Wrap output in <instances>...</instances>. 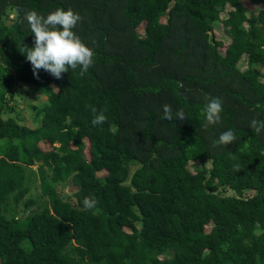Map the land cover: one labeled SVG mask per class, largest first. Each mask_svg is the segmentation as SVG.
I'll return each mask as SVG.
<instances>
[{
    "label": "trees",
    "instance_id": "1",
    "mask_svg": "<svg viewBox=\"0 0 264 264\" xmlns=\"http://www.w3.org/2000/svg\"><path fill=\"white\" fill-rule=\"evenodd\" d=\"M257 1L248 16L241 0H0V264H264V130L249 127L264 120ZM69 8L94 64L36 79L25 14ZM15 86L47 97L39 126L6 115ZM206 96L223 102L219 124L206 122ZM101 112L106 122L93 126ZM226 130L236 142L215 144ZM33 167L46 202L17 219ZM68 182L73 204L57 191Z\"/></svg>",
    "mask_w": 264,
    "mask_h": 264
},
{
    "label": "clouds",
    "instance_id": "2",
    "mask_svg": "<svg viewBox=\"0 0 264 264\" xmlns=\"http://www.w3.org/2000/svg\"><path fill=\"white\" fill-rule=\"evenodd\" d=\"M25 19L34 34V45L29 48L22 47L26 60L32 66L33 76L39 79L38 72L44 70L55 79H62V74L68 73L69 69L75 70L79 67V74L83 76L94 64V52L87 47L80 37L73 31L82 17L72 9H56L45 17L37 11H29ZM207 101L203 114L207 124L216 125L221 121V113L224 111L223 102L220 98L205 97ZM164 119L173 120L172 106H162ZM92 112L96 109L92 107ZM175 118L185 120L183 110H177ZM107 117L103 112L96 114L92 120L93 126L102 125ZM249 127L259 135L264 130V120L252 119ZM237 137L232 130L222 132L214 143L227 147L235 143ZM239 171V170H238ZM98 201L94 197H85L83 205L85 209L96 207Z\"/></svg>",
    "mask_w": 264,
    "mask_h": 264
},
{
    "label": "rangeland",
    "instance_id": "3",
    "mask_svg": "<svg viewBox=\"0 0 264 264\" xmlns=\"http://www.w3.org/2000/svg\"><path fill=\"white\" fill-rule=\"evenodd\" d=\"M242 3L248 10V16L251 14L256 15L259 11H261L262 6L259 4L257 0H241ZM229 11V7L226 8L224 13L221 15V18H225L227 16V12ZM246 26V25H244ZM141 26L138 29V32L142 31ZM213 35L216 40L222 43V47L220 48V52H224L226 46L230 43V39L225 33L222 22H217L214 25ZM237 67L240 71H244L247 68V57L243 55L237 64ZM47 105V97L43 95L40 91H36L33 87H21L15 86L13 89L12 96L9 98V108L7 109V114L10 117H16L18 121L28 127H37L41 121L40 110ZM40 147L43 151H49L51 148L47 144L40 143ZM86 158H89L88 155V147L85 150ZM198 163H191L188 166V169L191 172H194L196 167H199ZM26 188L28 190L24 199L20 201L17 205L16 209H14V215L18 218H25L29 215V213L36 212L39 210V207L46 202L45 199L41 198V188L39 176L37 174V168L33 167L30 169H26ZM100 176L104 175L103 173L99 174ZM59 195L68 200L70 203H74L75 199L73 198V192L75 188H73L68 182L64 186H59L57 188ZM226 195H233V193L229 190H225ZM249 193H246L248 196ZM31 205H27L28 202H31ZM12 213V212H11Z\"/></svg>",
    "mask_w": 264,
    "mask_h": 264
}]
</instances>
